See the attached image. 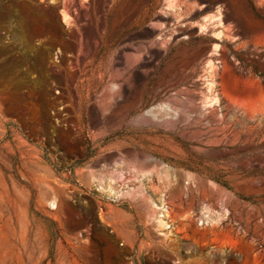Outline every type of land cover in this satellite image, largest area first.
<instances>
[{"label":"rangeland","instance_id":"obj_1","mask_svg":"<svg viewBox=\"0 0 264 264\" xmlns=\"http://www.w3.org/2000/svg\"><path fill=\"white\" fill-rule=\"evenodd\" d=\"M0 264H264V0H0Z\"/></svg>","mask_w":264,"mask_h":264},{"label":"built area","instance_id":"obj_2","mask_svg":"<svg viewBox=\"0 0 264 264\" xmlns=\"http://www.w3.org/2000/svg\"><path fill=\"white\" fill-rule=\"evenodd\" d=\"M210 216H211V215H210L209 212L204 211V212L202 213L201 218L210 220V219H211Z\"/></svg>","mask_w":264,"mask_h":264}]
</instances>
